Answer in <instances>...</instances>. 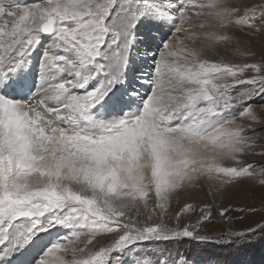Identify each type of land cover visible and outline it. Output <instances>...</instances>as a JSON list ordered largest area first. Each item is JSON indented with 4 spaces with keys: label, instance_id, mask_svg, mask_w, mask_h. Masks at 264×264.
Masks as SVG:
<instances>
[{
    "label": "snow or ice",
    "instance_id": "1",
    "mask_svg": "<svg viewBox=\"0 0 264 264\" xmlns=\"http://www.w3.org/2000/svg\"><path fill=\"white\" fill-rule=\"evenodd\" d=\"M238 33L264 34V0H0V264H194L184 243L264 240L259 221L202 234L213 203L169 219L191 190L264 189V50Z\"/></svg>",
    "mask_w": 264,
    "mask_h": 264
},
{
    "label": "rangeland",
    "instance_id": "2",
    "mask_svg": "<svg viewBox=\"0 0 264 264\" xmlns=\"http://www.w3.org/2000/svg\"><path fill=\"white\" fill-rule=\"evenodd\" d=\"M247 2L250 3L252 0H247ZM238 35L245 46L251 47L257 53L264 50V34L251 37L243 33H238ZM256 159L259 160L260 158L257 157ZM207 193L208 189L205 186L182 193L178 198H174L172 206L169 209V219L171 220V217L187 202L192 203L196 207V210L190 211L181 217L180 223L182 225L186 223L195 225L200 216L199 207L204 204L213 203L216 205L213 208L212 219L199 226L200 232L205 235L216 237L230 230L246 229L258 221L264 222V189L254 187L251 184H242L231 189L223 199L220 197L214 198ZM221 206L244 207L245 209L254 208L256 211L254 213L233 211L227 214L226 217H220L218 215V207ZM228 216L231 219H228ZM171 222L173 225L175 224L174 220ZM180 250L188 252L194 264H216L215 258L226 260L228 264H264V240L256 242L251 247L240 252H237L235 249H220L214 245L197 247L190 243L181 245Z\"/></svg>",
    "mask_w": 264,
    "mask_h": 264
},
{
    "label": "bare ground",
    "instance_id": "3",
    "mask_svg": "<svg viewBox=\"0 0 264 264\" xmlns=\"http://www.w3.org/2000/svg\"><path fill=\"white\" fill-rule=\"evenodd\" d=\"M259 39H260V38H259ZM263 43H264V42H263ZM246 44H247V43H246ZM261 45H262V44H261ZM263 46H264V45H263ZM263 46H262V47H263ZM258 49H259V48H258ZM257 51H258V50H257ZM258 52H260V51H258Z\"/></svg>",
    "mask_w": 264,
    "mask_h": 264
}]
</instances>
